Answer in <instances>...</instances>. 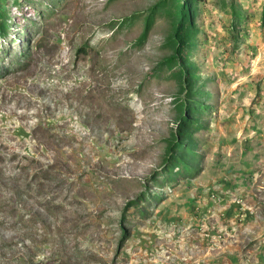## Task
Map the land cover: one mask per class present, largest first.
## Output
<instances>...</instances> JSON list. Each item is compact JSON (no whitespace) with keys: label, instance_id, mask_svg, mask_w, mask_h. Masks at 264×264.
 <instances>
[{"label":"rangeland","instance_id":"obj_1","mask_svg":"<svg viewBox=\"0 0 264 264\" xmlns=\"http://www.w3.org/2000/svg\"><path fill=\"white\" fill-rule=\"evenodd\" d=\"M16 1L0 37V264H264V0H233L246 54L230 0L197 1L210 110L196 176L168 185L153 180L176 81L153 72L170 19L142 26L160 0Z\"/></svg>","mask_w":264,"mask_h":264},{"label":"trees","instance_id":"obj_2","mask_svg":"<svg viewBox=\"0 0 264 264\" xmlns=\"http://www.w3.org/2000/svg\"><path fill=\"white\" fill-rule=\"evenodd\" d=\"M199 0H160L150 9L142 21V26L149 29L154 23L156 14L165 15L170 19V29L165 39L164 47L168 49L169 56L164 58L154 70L156 76L176 81V93L174 98L177 123L175 134L167 141L163 159V168L153 180L154 184L168 185L178 178L192 179L198 172L199 155L196 153V142L192 139L193 131L205 129L206 124L202 123L205 114H209L210 107L203 102L210 99V93L202 91V78L197 75V67L192 61V55L197 46V27ZM10 5H17V1L6 5V1L0 0V37L6 35L9 26L8 16ZM229 15V41L232 44V51L239 54H246L248 46L243 43L242 32L246 29L247 14L237 9L230 0ZM139 14L117 21L116 27L130 28L139 19ZM264 15L262 17V21ZM147 34L143 33L132 47L140 48ZM85 53V52H84ZM151 75V74H150ZM199 86V87H198ZM146 197L140 196L139 203H134L132 208L137 207L150 199L152 193L147 191ZM155 194V193H153ZM148 197V198H147ZM159 198V197H157ZM154 197V199L157 200ZM122 222L126 216L122 215Z\"/></svg>","mask_w":264,"mask_h":264}]
</instances>
